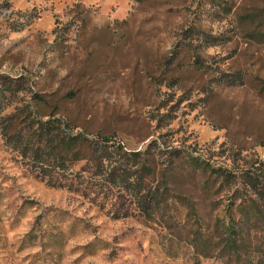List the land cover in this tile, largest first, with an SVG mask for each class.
I'll list each match as a JSON object with an SVG mask.
<instances>
[{"label": "rangeland", "instance_id": "obj_1", "mask_svg": "<svg viewBox=\"0 0 264 264\" xmlns=\"http://www.w3.org/2000/svg\"><path fill=\"white\" fill-rule=\"evenodd\" d=\"M0 71L120 163L138 150L159 198L146 212L85 161L51 186L0 134V264H264V221L221 252L215 221L244 193L203 170L264 161V0H0Z\"/></svg>", "mask_w": 264, "mask_h": 264}, {"label": "trees", "instance_id": "obj_2", "mask_svg": "<svg viewBox=\"0 0 264 264\" xmlns=\"http://www.w3.org/2000/svg\"><path fill=\"white\" fill-rule=\"evenodd\" d=\"M223 9L225 11L226 7L223 6ZM191 29L184 30L185 38L193 33ZM198 31L206 44H218L226 39L221 34H212L200 28ZM175 55L177 51L170 57V62ZM21 81L20 76L0 71V134L6 144L27 160V164L40 178H46L47 184L51 186L65 187L62 183L63 175L69 167L79 161L90 162L93 175L104 177L109 189L114 186L120 191L140 192V195H135L138 196L142 210L147 212L159 205V198L154 193L149 190L142 192L140 182L143 181V172L147 168L143 163L138 165V150L124 148V161L120 163L113 150L108 148L111 139L109 136H90L86 131H72L75 124L69 118L54 113L48 116L38 114L31 101L19 102L17 95L24 89ZM118 147L122 148L123 145L119 144ZM189 162L193 163L195 159H190ZM197 167L202 169L203 165ZM203 170L214 173L221 179V184L234 183L233 193H244L239 202L231 200L230 204L222 207L214 227L221 252L239 257L247 239L245 229H248V223L264 221V161L243 169L239 181L223 167L206 164ZM67 188L71 189L69 186ZM250 207L255 208L252 215L249 214ZM198 232L201 236V231Z\"/></svg>", "mask_w": 264, "mask_h": 264}]
</instances>
